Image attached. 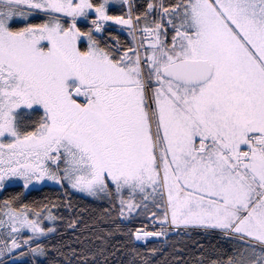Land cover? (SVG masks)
Here are the masks:
<instances>
[{"label":"snow or ice","instance_id":"1","mask_svg":"<svg viewBox=\"0 0 264 264\" xmlns=\"http://www.w3.org/2000/svg\"><path fill=\"white\" fill-rule=\"evenodd\" d=\"M121 2L123 14L110 0H0V188L15 177L24 189L66 182L113 209L118 199L121 216L151 201L161 228L125 235L214 229L231 253L196 264H264V0H148L135 14ZM23 196L0 201V257L95 258L37 243L62 217Z\"/></svg>","mask_w":264,"mask_h":264},{"label":"trees","instance_id":"2","mask_svg":"<svg viewBox=\"0 0 264 264\" xmlns=\"http://www.w3.org/2000/svg\"><path fill=\"white\" fill-rule=\"evenodd\" d=\"M147 2L148 0H132L134 14L143 11ZM171 2H175V0H171ZM111 11L115 14L125 12L122 5L111 8ZM109 31L119 36L121 41L130 42L127 32L116 28H109ZM22 190L21 186L8 187L0 193V201ZM124 196L127 198L128 193L125 192ZM23 199L27 202L56 203L57 208L53 211L58 217H62L55 222L57 230L49 234L47 240L37 241V243H60L64 245L65 251L69 248L77 249V256L96 253L95 258L88 256V264H128L130 259L135 260V264H140L139 258L129 251L133 247L142 255L148 256L152 264H174V257H180L181 264H196L201 258V253L207 260H212L226 258L232 251L231 238L216 231L200 229H178L176 232L167 233L160 242L149 240L142 244L134 243V237L125 235L128 229L134 231L137 227L161 225L160 221L153 222V219L148 215L149 212L163 215V208H157L153 203V206L147 205V208L144 207L146 202L141 203L136 212L121 216L118 199L114 201L116 207L113 209V201L106 196L91 199L69 190L66 194L62 188L44 186L24 193ZM135 200H139L138 203H140V197L136 196ZM69 202L71 208L65 207ZM104 209H110V214L105 215ZM72 219L78 221L75 227L68 226ZM117 225H119V230ZM167 225L168 223H165L163 226ZM155 230L156 228H152L148 231ZM150 247H156L159 251L152 255L146 251ZM101 249H103L102 254ZM20 251L25 250L22 247ZM37 259L41 264H48L46 257H37ZM57 259L63 260L62 257ZM72 259L74 264H77L76 257H72ZM3 261L4 264H32V256L30 254L23 256L13 254Z\"/></svg>","mask_w":264,"mask_h":264},{"label":"rangeland","instance_id":"3","mask_svg":"<svg viewBox=\"0 0 264 264\" xmlns=\"http://www.w3.org/2000/svg\"><path fill=\"white\" fill-rule=\"evenodd\" d=\"M130 2L132 3V0H130ZM120 5H122L121 0H110V9L113 8V7H118V6H120ZM122 7H123L124 10H125L124 13H126L127 10H128V6H127V5H122ZM110 25H111V26H110L109 28L121 29L120 26L117 25V24H112V23H110ZM121 30H123V29H121ZM123 31H124V30H123ZM124 32H126V31H124ZM168 40H169V42H170L171 37H168ZM4 185H5L4 188L9 187V186H15V185H17V186H21V187L23 188L24 193L29 192V191H31V190H35V189H40L41 187H44V186H50V187H55V188H62V191H63L65 188H68V190H69L70 192L75 193V194H78V195H81V196H83V197H87V198H91V199L99 198V197H93V196H90V195H88L87 193L81 192V191H79V190H77V189H71L70 186L67 185L66 182H65L64 187H61V186L59 185V183L54 182V181H41V182H39V183L33 182V184H32V185H29V187H28L27 189H24L22 179H20V178H18V177H15V178H12V179L9 178L8 180H5ZM4 188H0V193H1V190L4 189ZM102 197H103V196H102ZM138 197H139V196H138ZM164 199L166 200V194H165V196H164ZM138 201H139V200H136L137 203H138ZM146 203H147L148 206H153V204H152L151 201H146ZM45 224L48 225V226H51V225H50V222H48V221H45ZM168 224H170V223H168ZM164 227H165V228H172V229L176 228V227L173 226V225H171V226L167 225V226H164ZM141 228H142V229H143V228H146V230H149V229H152V228H156V230H157V229H160V228H161V225H158V226H142ZM176 229H177V228H176ZM170 232H176V231H175V230H172V231H170ZM170 232H168V233H170ZM25 234H27L26 231H25ZM166 235H167V234H166ZM3 238H4V236H3V230L0 229V240H2ZM132 238H133V237H132ZM163 239H164V236H161V237H160V240H153V241H155V242H160V241H162ZM148 241H149V240H148ZM150 241H152V240H150ZM133 242H134V238H133ZM146 242H147V241H146ZM143 243H145V242H143ZM20 250H21V249H20ZM24 250H25V249H24ZM7 257H9V256L5 255V256H3V257H0V260H4V259H6Z\"/></svg>","mask_w":264,"mask_h":264},{"label":"bare ground","instance_id":"4","mask_svg":"<svg viewBox=\"0 0 264 264\" xmlns=\"http://www.w3.org/2000/svg\"><path fill=\"white\" fill-rule=\"evenodd\" d=\"M169 225H171V224H169ZM148 240H160V237H148L146 240H136L134 238V242L137 244H142L143 242H146Z\"/></svg>","mask_w":264,"mask_h":264},{"label":"crops","instance_id":"5","mask_svg":"<svg viewBox=\"0 0 264 264\" xmlns=\"http://www.w3.org/2000/svg\"><path fill=\"white\" fill-rule=\"evenodd\" d=\"M168 225H169V224H168ZM178 229H183V226H181V227L178 228ZM192 229H200V228H192ZM200 230H204V229H200ZM211 230L220 233L218 230H214V229H208V230H206V231H211Z\"/></svg>","mask_w":264,"mask_h":264},{"label":"flooded vegetation","instance_id":"6","mask_svg":"<svg viewBox=\"0 0 264 264\" xmlns=\"http://www.w3.org/2000/svg\"><path fill=\"white\" fill-rule=\"evenodd\" d=\"M110 23L114 24L115 22H110ZM110 26H111V25H110ZM11 179H12V178H11ZM15 186H17V185H15ZM9 187H12V186H9ZM6 188H8V187H6ZM6 188H4V189H6ZM4 189H2L1 192H2Z\"/></svg>","mask_w":264,"mask_h":264},{"label":"built area","instance_id":"7","mask_svg":"<svg viewBox=\"0 0 264 264\" xmlns=\"http://www.w3.org/2000/svg\"><path fill=\"white\" fill-rule=\"evenodd\" d=\"M173 230H175V231H176V228H174Z\"/></svg>","mask_w":264,"mask_h":264}]
</instances>
